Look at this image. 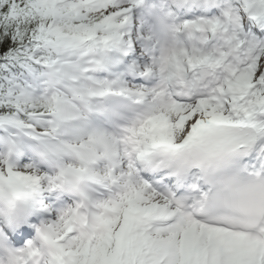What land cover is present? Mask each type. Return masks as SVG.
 Instances as JSON below:
<instances>
[{
    "label": "snow or ice",
    "instance_id": "snow-or-ice-1",
    "mask_svg": "<svg viewBox=\"0 0 264 264\" xmlns=\"http://www.w3.org/2000/svg\"><path fill=\"white\" fill-rule=\"evenodd\" d=\"M0 264H264V0H0Z\"/></svg>",
    "mask_w": 264,
    "mask_h": 264
}]
</instances>
